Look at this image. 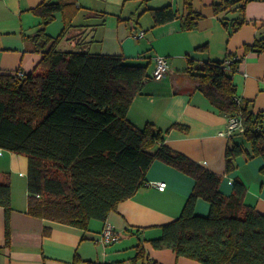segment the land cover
<instances>
[{
    "label": "trees",
    "instance_id": "obj_1",
    "mask_svg": "<svg viewBox=\"0 0 264 264\" xmlns=\"http://www.w3.org/2000/svg\"><path fill=\"white\" fill-rule=\"evenodd\" d=\"M193 1L184 0L187 14H180L173 4L149 7L145 12L151 14L155 26L179 18L182 29L191 30L203 17ZM249 1H212L215 14L231 35L247 22ZM79 11L77 0L40 3L35 12L42 22L28 39L32 50L42 54L41 61L22 78L16 71L0 72V149L29 158L28 214L87 229L92 219L106 220L122 201L145 187L148 170L159 159L192 176L195 184L182 213L163 225L162 235L152 240L154 246L169 247L178 256L201 264H264V214L246 203V184L236 179L233 192L225 194L220 189L221 174L167 145L164 132L154 123L138 127L129 119L134 99L144 82L152 79V60L135 63L124 55L91 52L82 32L72 34L84 28L74 24ZM59 12L64 27L51 35L47 28ZM65 40L75 41L76 49H61ZM245 50L264 51V37L258 36ZM240 62L241 56L229 52L224 60L206 61L197 71L190 70L199 81L198 89L217 111L229 119L242 118L244 134L253 145L252 153L241 144L228 145V173L237 168L236 159L242 154L264 157V110L255 112L251 102L239 96L233 74ZM199 198L210 203L206 215L196 212ZM0 206L7 213L9 245L13 208L7 174L0 182ZM139 231L135 232L138 236ZM146 257L140 239L132 262ZM80 260L76 255V262Z\"/></svg>",
    "mask_w": 264,
    "mask_h": 264
},
{
    "label": "crops",
    "instance_id": "obj_2",
    "mask_svg": "<svg viewBox=\"0 0 264 264\" xmlns=\"http://www.w3.org/2000/svg\"><path fill=\"white\" fill-rule=\"evenodd\" d=\"M44 0H0V72L25 73L35 70L42 54L32 50L28 39L40 27L42 18L35 9ZM57 2L59 0H48ZM213 0H194L193 6L203 14L195 29L183 30L179 18L155 26L149 7L173 4L180 14H187L184 0H77L79 13L75 25H84L82 37L91 52L120 54L135 63L166 56L170 70L163 79H148L134 99L128 117L138 127L154 123L164 132L166 144L223 176L220 189L225 194L234 190L236 179L247 186L246 203L264 214V157H237V168L226 172V151L233 142L253 152L244 133L233 136L226 131L229 118L222 115L198 89L199 81L190 70L206 61L224 60L229 52L241 56L233 74L238 94L251 102L255 112L264 110V51L246 52L245 46L264 37V0L246 5L247 22L232 35L215 14ZM242 12V11H241ZM59 20L56 34L50 28ZM64 27L62 13L47 28L51 35ZM144 32L143 36L137 35ZM64 44H69L64 46ZM63 50L76 49L75 41H64ZM193 60L194 63H190ZM264 125V121H263ZM28 156L0 149V182L8 175L12 185L10 214L11 240L7 244V213L0 206V264H87L85 261L134 264L140 239L147 257L135 264H201L198 260L178 256L169 247L157 248L152 240L160 237L163 225L180 216L195 180L192 176L162 161L155 160L147 173L148 183L132 197L122 201L106 220L92 219L87 229L40 219L28 214ZM166 181L164 190L152 185ZM210 203L199 198L198 214L206 215ZM106 223L122 234L114 243H103L101 232ZM139 231L140 235L135 234ZM76 255L81 257L76 262Z\"/></svg>",
    "mask_w": 264,
    "mask_h": 264
},
{
    "label": "built area",
    "instance_id": "obj_3",
    "mask_svg": "<svg viewBox=\"0 0 264 264\" xmlns=\"http://www.w3.org/2000/svg\"><path fill=\"white\" fill-rule=\"evenodd\" d=\"M137 35L143 36L144 32H140ZM170 70V64L169 60L166 56L158 55L155 58V68L152 72V78L153 79H163L165 78ZM16 76L19 78H22L25 76V71L22 69L16 70L15 72ZM245 131V125L241 117H231L228 122V126L226 131L222 132V134L231 136L235 133H244ZM152 185L156 186L157 188L164 190L167 186L166 181H156L153 182ZM101 241L103 243H114L118 242L122 239V234L116 230V228L110 224L106 223L104 229L101 232Z\"/></svg>",
    "mask_w": 264,
    "mask_h": 264
},
{
    "label": "rangeland",
    "instance_id": "obj_4",
    "mask_svg": "<svg viewBox=\"0 0 264 264\" xmlns=\"http://www.w3.org/2000/svg\"><path fill=\"white\" fill-rule=\"evenodd\" d=\"M59 28H61V23L59 22V20H57V22L50 28L51 33L56 34L59 31ZM69 44H64V46H68Z\"/></svg>",
    "mask_w": 264,
    "mask_h": 264
}]
</instances>
